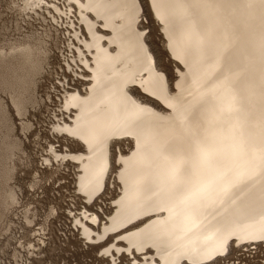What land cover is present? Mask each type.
Masks as SVG:
<instances>
[{"label": "snow or ice", "instance_id": "obj_1", "mask_svg": "<svg viewBox=\"0 0 264 264\" xmlns=\"http://www.w3.org/2000/svg\"><path fill=\"white\" fill-rule=\"evenodd\" d=\"M110 3L133 15L134 33L155 78L146 68L137 70L123 89L146 111L135 117L138 135L108 143L107 172L94 194L83 190V170L74 174L94 151L89 119L71 131L81 113L65 107L68 97L87 99L95 83L96 52L87 47L90 36L79 18L83 13L72 0H42L34 14L22 17L25 31L39 35L31 57L14 64L30 65L18 73L23 84L15 93L26 108V135L12 96L0 91V101L14 137L28 142L31 167L25 179L33 182L22 191L30 200L26 226L21 225L11 245L15 253L8 255L19 256L25 264H48L49 250L59 242L63 251L71 245L67 264H162L156 247L137 248L125 238L163 221L167 210L138 214L114 226L125 210L118 202L137 199L136 165L127 187L113 177L124 172L119 161L133 157L140 147L154 169L167 170L185 189L184 203L198 205L194 223L205 218L210 225L242 221L257 226L254 238H230L208 264H264V0ZM135 9L138 13L133 14ZM87 19L97 29L103 26L91 15ZM154 25L163 43L160 54L154 48ZM101 47L115 55V48ZM226 143L242 146L246 158L259 160L253 178H234L225 159ZM21 248L31 251L25 255ZM180 264L192 261L185 258Z\"/></svg>", "mask_w": 264, "mask_h": 264}, {"label": "bare ground", "instance_id": "obj_2", "mask_svg": "<svg viewBox=\"0 0 264 264\" xmlns=\"http://www.w3.org/2000/svg\"><path fill=\"white\" fill-rule=\"evenodd\" d=\"M21 1L23 11L27 13H34L42 3V0ZM72 2L77 5L79 12L83 13L79 18L85 24L90 36V44L87 47L96 52L93 59L97 64V69L94 70L95 83L87 99L68 97L65 107H75L81 113L75 121L77 128L71 131H77L83 125L85 117L89 119L90 140L94 151L84 158L80 169L74 170V174L75 171L83 170V190L94 194L102 186L107 172L108 143L114 137L126 134L138 135L135 117L146 111L127 98L123 89L132 81L137 70L146 68L150 75L155 77L151 73L150 65L145 62L138 37L134 33L133 15L129 13L128 8L114 7L110 0H84L83 4H80L78 0H72ZM247 11L253 10L247 9ZM135 13H138V9L134 10L133 14ZM89 15L98 23L102 21L103 26L97 29L95 24L87 19ZM117 19L120 21L119 24L116 23ZM105 32L109 34L105 35ZM169 35L171 38V33ZM29 44L33 45V49L27 47ZM102 44L115 48V55H109L107 48L101 47ZM37 45L38 43H29L25 40V42L12 43L6 51L0 52V72H2L0 73V85L9 90L12 104L16 107L21 119L26 111L15 95L23 84L18 73L22 74L25 67L30 65L17 67L14 64L30 58ZM154 48H156L155 45ZM173 48L175 54L174 44ZM156 50L160 54L157 48ZM81 91H83V86H81ZM0 112L4 114V111ZM20 125L22 130L25 127L29 128L27 121H22ZM18 148V142H8L5 145L4 155L12 156L13 151ZM225 159L234 170V178L237 180L251 179L259 170V160L246 158L244 149L240 145L226 143ZM119 162L125 165L124 172L113 179L123 181L126 187L130 183L132 166L136 165L137 199L134 202H118L125 210L114 221V226H122L138 214L167 210L163 221L158 220L140 233L125 238L129 245L137 248L145 245L156 247L162 264H180V261L185 258L191 260L192 264H205L213 256L223 252L230 238L246 240L258 234L257 226L242 221H226L210 225L207 219L202 218L199 223H194L198 205L184 203L185 189L179 186L167 170L154 169L150 161L146 160L142 148L138 147L133 157ZM11 170L4 166L1 176L3 186L0 188V206L5 212L17 202L16 194L11 188L6 187L12 174ZM32 179H25L23 185L32 183ZM108 183L109 189L112 190V179ZM116 191L120 192V189ZM111 194L112 191L109 192V195ZM1 215H3L2 212Z\"/></svg>", "mask_w": 264, "mask_h": 264}, {"label": "rangeland", "instance_id": "obj_3", "mask_svg": "<svg viewBox=\"0 0 264 264\" xmlns=\"http://www.w3.org/2000/svg\"><path fill=\"white\" fill-rule=\"evenodd\" d=\"M21 0H0V52L6 51L8 46L12 43H18V42H31V43H38L39 35L33 36L30 34V32L25 31V20L22 19V17L27 15H32L35 12H24L23 6L21 5ZM154 27V36H156V42L154 43L155 47L159 50L161 53L163 48V43L159 40V37L157 36L155 32V26ZM158 45V47H157ZM2 73V72H0ZM0 91H6L9 95V90L0 85ZM4 111V114L0 112V157L1 163H0V188L3 186L2 181V173H3V167L7 166L11 170V176L8 180L6 187L8 186L13 190V192L17 193L18 186L23 185L25 181V176L29 172L31 164H30V156H29V148L27 147L28 142L25 140L23 143L19 140H17L14 135V129L11 127L10 120L8 118L7 110L3 106V101H0V111ZM26 111V108H25ZM4 116V117H3ZM26 116V112H25ZM25 116H22L21 121H26L24 119ZM21 128V125H20ZM24 130V131H23ZM21 129L22 134H27L30 130L29 128L25 127V129ZM16 141L19 143V148L13 151L12 156H6L4 155L5 152V145L8 142ZM126 148V144H125ZM2 171V172H1ZM33 182V179H32ZM31 184V183H29ZM28 184V185H29ZM112 191L109 189V192ZM15 204V203H14ZM12 207V208H11ZM9 210L2 211V207L0 206V213L2 212L3 215L0 216V239L1 234L3 233L5 229V225L8 224L5 222L10 221L11 213L14 208L12 205ZM11 213H10V212ZM7 217V218H6ZM6 218V219H5ZM5 222V223H4ZM4 224V225H3ZM3 226V227H2ZM59 242L52 245L53 249L58 246ZM2 248V244L0 243V249Z\"/></svg>", "mask_w": 264, "mask_h": 264}, {"label": "built area", "instance_id": "obj_4", "mask_svg": "<svg viewBox=\"0 0 264 264\" xmlns=\"http://www.w3.org/2000/svg\"><path fill=\"white\" fill-rule=\"evenodd\" d=\"M29 188L28 184L18 186L16 198L17 202L14 205V208L11 213L10 221L6 222L8 224L5 225V230L2 231L0 243L2 244V248L0 249V264H25V261L21 260L19 256L12 255L9 256L8 253H15V249L11 247L12 244L16 243L19 238L18 233L20 231L21 225L26 226L25 217L27 215V205L30 202L29 196L23 195V192H27ZM21 189L20 191H18ZM25 241H27V236L25 234ZM54 245V244H53ZM60 247H57L49 250L48 253V264H56V261L59 260L60 264H67V260L70 258V253L72 251L71 245H67L68 251H63L64 245L59 244ZM20 251L27 254L28 251H31L27 248H21ZM35 256L36 253H33ZM61 256L64 257L61 260ZM35 264H40V261H35ZM208 264V263H205Z\"/></svg>", "mask_w": 264, "mask_h": 264}]
</instances>
